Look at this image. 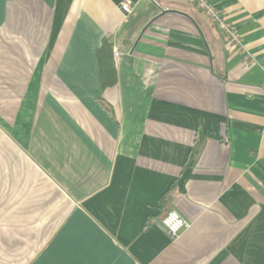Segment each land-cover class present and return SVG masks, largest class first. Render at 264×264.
Here are the masks:
<instances>
[{
    "label": "crops",
    "instance_id": "1",
    "mask_svg": "<svg viewBox=\"0 0 264 264\" xmlns=\"http://www.w3.org/2000/svg\"><path fill=\"white\" fill-rule=\"evenodd\" d=\"M124 1L0 0V264H264V0Z\"/></svg>",
    "mask_w": 264,
    "mask_h": 264
},
{
    "label": "built area",
    "instance_id": "2",
    "mask_svg": "<svg viewBox=\"0 0 264 264\" xmlns=\"http://www.w3.org/2000/svg\"><path fill=\"white\" fill-rule=\"evenodd\" d=\"M192 1L196 7L200 11L204 12L209 20L220 30L225 40L242 55L244 64L246 66L253 65L255 63V59L244 45L241 34L236 30L232 23L228 21L221 10L218 9L210 0ZM121 9L126 15L131 14L133 12L132 0H125L121 4ZM262 88L264 91V82L262 84ZM162 223L172 237H176L181 232V230L187 226L186 220L175 209H170L167 211L162 219Z\"/></svg>",
    "mask_w": 264,
    "mask_h": 264
},
{
    "label": "trees",
    "instance_id": "3",
    "mask_svg": "<svg viewBox=\"0 0 264 264\" xmlns=\"http://www.w3.org/2000/svg\"><path fill=\"white\" fill-rule=\"evenodd\" d=\"M110 51V46L108 43H105L104 47L97 52L101 70V79L104 86L114 85L117 81L113 52Z\"/></svg>",
    "mask_w": 264,
    "mask_h": 264
}]
</instances>
